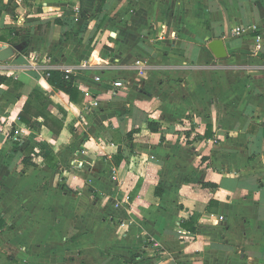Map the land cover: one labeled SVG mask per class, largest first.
<instances>
[{"label": "crops", "instance_id": "0c3cea01", "mask_svg": "<svg viewBox=\"0 0 264 264\" xmlns=\"http://www.w3.org/2000/svg\"><path fill=\"white\" fill-rule=\"evenodd\" d=\"M3 46L0 264H264V0H0Z\"/></svg>", "mask_w": 264, "mask_h": 264}, {"label": "trees", "instance_id": "16d2710c", "mask_svg": "<svg viewBox=\"0 0 264 264\" xmlns=\"http://www.w3.org/2000/svg\"><path fill=\"white\" fill-rule=\"evenodd\" d=\"M8 76L0 74V86L8 81ZM48 82L51 86L63 91L69 96V99L73 103H78L83 98L82 91L78 88L73 75H68L64 71L57 69H51L48 71ZM52 104V100L44 95L41 91L35 89L32 91L30 98L27 100L26 104L22 108L19 114V119L26 125H31L34 118L42 116L45 120L47 127L53 132L56 138L62 129L63 122L56 118L52 113H50L49 106ZM148 127L152 131H159L160 126L155 122H148ZM139 131L138 128L132 130L127 134L129 139H132L133 133ZM120 157L117 161H120ZM24 161L29 162L28 157H25ZM46 164L50 168H57L59 166L58 158L53 150H49L45 156ZM2 221L0 220V229ZM187 226L186 224H184Z\"/></svg>", "mask_w": 264, "mask_h": 264}, {"label": "water", "instance_id": "95a60500", "mask_svg": "<svg viewBox=\"0 0 264 264\" xmlns=\"http://www.w3.org/2000/svg\"><path fill=\"white\" fill-rule=\"evenodd\" d=\"M209 48L215 54L217 58H225L227 56V50L222 39H214L209 43ZM14 53V49L11 46H3L0 48V61H7Z\"/></svg>", "mask_w": 264, "mask_h": 264}, {"label": "built area", "instance_id": "2783aa9c", "mask_svg": "<svg viewBox=\"0 0 264 264\" xmlns=\"http://www.w3.org/2000/svg\"><path fill=\"white\" fill-rule=\"evenodd\" d=\"M65 72L68 74V75H70L72 72H73V68L72 67H69V68H66V70H65ZM95 80L97 81V82H99V83H103L104 81H103V79L101 78V76H96L95 77ZM113 86H111L112 87V89L114 90V89H116L117 87H122L123 86V82H122V80H116L115 82H114V84H112ZM90 106L93 108V107H97V106H99V100L98 99H93L92 101H91V103H90ZM222 218V217H221Z\"/></svg>", "mask_w": 264, "mask_h": 264}, {"label": "rangeland", "instance_id": "374dc122", "mask_svg": "<svg viewBox=\"0 0 264 264\" xmlns=\"http://www.w3.org/2000/svg\"><path fill=\"white\" fill-rule=\"evenodd\" d=\"M34 126H35V125H33V127H34ZM14 131H15V130H14ZM36 131H38V130H36ZM23 132H24V131L21 130V132L16 131L15 135L13 134V135H14V140H13V141H14L15 143H17L18 146H21V145H19V144H22L24 138H25V140H26V138H27V135H26V136H22ZM44 137L49 139V135H47V134L44 135ZM35 142H37V141H35L34 139H33L31 142H29V150H30V148H32V147L35 148V146H34V145H35ZM49 150H52V149L48 148V151H49ZM48 151H47V152H48ZM28 152H29V151H28ZM35 153H36V152H35ZM36 154L38 155V153H36ZM41 154H42V153H40V155H41Z\"/></svg>", "mask_w": 264, "mask_h": 264}]
</instances>
